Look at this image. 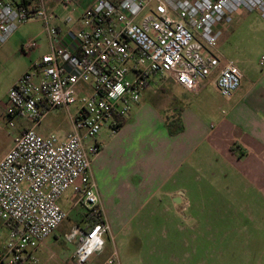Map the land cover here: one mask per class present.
<instances>
[{"label": "built area", "instance_id": "2783aa9c", "mask_svg": "<svg viewBox=\"0 0 264 264\" xmlns=\"http://www.w3.org/2000/svg\"><path fill=\"white\" fill-rule=\"evenodd\" d=\"M239 10L264 19V0H93L74 21L66 18L78 28L62 34L51 25L46 0H0V45L20 26L39 20L48 46L7 92L5 115L29 126L0 159V219L8 229L0 264L37 263L34 253L67 218L59 199L69 189L75 205L96 219L67 233L69 242L77 239L72 259L87 264L103 252L110 225L91 170L100 147L86 141L103 127L113 133L154 79L196 92L213 77L220 96L230 98L242 73L217 47ZM36 47L31 39L21 51ZM55 108L69 116L63 139L37 131ZM99 264H120L116 251Z\"/></svg>", "mask_w": 264, "mask_h": 264}, {"label": "rangeland", "instance_id": "374dc122", "mask_svg": "<svg viewBox=\"0 0 264 264\" xmlns=\"http://www.w3.org/2000/svg\"><path fill=\"white\" fill-rule=\"evenodd\" d=\"M255 13L252 19L256 28L264 20L259 13ZM20 27L32 33L43 29V24L33 20ZM224 33L217 47L222 59L242 67L255 64L263 55L264 40L257 31H250L233 40H229V33L227 36ZM210 80L212 78L206 81L199 98L190 102L192 109L203 108L205 114L222 115L221 110L228 112V101L242 94L250 83L242 80L232 98L226 100L210 84ZM1 93L0 83V96ZM145 96H142L147 104L143 120L151 118L154 112L168 122V130L177 129L180 124L176 120V110L170 109L164 114L161 107L157 109L153 99H146ZM5 109L6 102L0 99V157L10 148L23 120L17 117L9 119ZM70 111H74V106L70 107ZM131 117L128 119L131 125L139 121L135 119L134 112ZM150 118L146 120L151 121ZM151 122L155 124V121ZM44 124L56 135L62 134L69 127V116L65 110L55 108ZM202 149L195 156L202 167L210 166L211 157ZM115 157V151L110 147L99 156L101 160H106V164L111 162L116 166ZM106 164L99 171V186L104 190L105 201L111 207L115 221L109 236H105L103 252L93 255L87 264H99L112 250L116 251L120 264H264V200L247 191V188L240 189L244 195H236L238 183L223 180L218 174L212 177L201 167L187 178L177 175L163 182L159 189H152L145 179L138 182L137 175L128 171L130 164L125 167L120 164L116 170ZM115 171L117 176H114ZM176 189L184 195H180V206L174 207L168 194ZM84 212L81 205H76L74 211L67 214L55 233L34 253L36 264H77L72 259L77 239L69 242L66 237L75 220L80 219ZM7 232L0 219V249L6 244ZM22 264L30 263L24 261Z\"/></svg>", "mask_w": 264, "mask_h": 264}, {"label": "crops", "instance_id": "0c3cea01", "mask_svg": "<svg viewBox=\"0 0 264 264\" xmlns=\"http://www.w3.org/2000/svg\"><path fill=\"white\" fill-rule=\"evenodd\" d=\"M92 2L93 0H72V6H65L60 3V0H46V8L53 14L51 25L57 27L62 34H67L70 29L78 28L77 24L67 23L66 18L74 16V19L72 18L74 21L77 14L90 6ZM254 13H246L244 10L236 12L232 16L233 24L229 30L225 31L224 36L229 33V40H233L250 31H257L264 40V23L255 28L254 19H252ZM31 39L37 40V47L31 53L25 54L21 51L22 45ZM47 51V39L42 29L27 33L25 29L19 27L4 44L0 45L2 90L0 99L6 102L9 88L30 69L31 64L40 55ZM262 52L263 55L253 65L239 67L235 64L242 73L241 81L246 80L250 83L242 94L228 101V112L221 110L222 115L205 114L202 107V110L191 108V99L199 98L206 82L204 87L193 92L175 84L170 79L162 82L154 79L144 88L141 95H146V99H153L157 109L161 107L164 114L170 109L176 110V120L180 124L177 127H180V132L170 134L168 122L154 112L151 118H147L155 121V124L146 120L147 118L143 120L142 115L147 104L143 102L144 99L140 95L139 100L142 101L132 105L130 114L124 118V125L113 133L108 127H103L93 141H86L87 145L96 142L100 147L98 155L92 159L91 170L102 216L111 228L114 226L115 218L111 207L105 201L104 190L102 191L99 186L100 177H98L101 166L106 164V160H101L99 156L108 147L115 151L116 166L121 164L125 167L130 164L128 171L134 173L132 175H137L138 182L139 179L141 181L145 179L152 189H159L163 182L177 175L187 178L195 174V170L199 171L202 164L195 155H199L201 153L199 150L203 148L202 151L207 152L211 158L208 162L210 166L204 165L202 168L209 171L210 176L215 177L218 174L223 180L238 183L239 190L236 195H244L240 189L247 188V191H251L252 194L264 200V50ZM262 57L263 65H259ZM210 84H213L212 80ZM133 112L136 115L135 119L142 122L138 121L134 125L128 123ZM44 120L37 127V131L44 135L54 133L44 124ZM28 126L27 121L23 119L15 137ZM69 131L70 122L66 132L57 134L60 139H63ZM107 164L116 170L117 167L113 163ZM114 173V176L118 175L116 171ZM231 193L234 194L232 190ZM168 195L172 197L174 207L180 206V195L183 196L184 192L176 189ZM75 198L72 190L69 189L59 199V206L67 214L71 213L76 207ZM84 213H81L80 219H76L71 228L84 229L90 224ZM82 224H85V227H82Z\"/></svg>", "mask_w": 264, "mask_h": 264}, {"label": "trees", "instance_id": "16d2710c", "mask_svg": "<svg viewBox=\"0 0 264 264\" xmlns=\"http://www.w3.org/2000/svg\"><path fill=\"white\" fill-rule=\"evenodd\" d=\"M124 122H125L124 119H120L119 122H118V125H117V127H116V130H117L118 128H120L122 125H124ZM168 127H169V125H168ZM169 132H170V134H175V133H177V132H180V127H177V129H175V130H172V129L169 128ZM84 216H87L89 223H90V222H95V221H96L95 217H93V216H92L91 214H89L88 212H85V213H84Z\"/></svg>", "mask_w": 264, "mask_h": 264}]
</instances>
